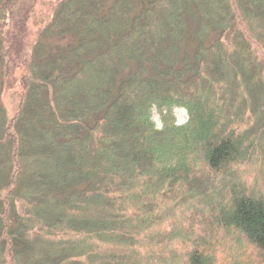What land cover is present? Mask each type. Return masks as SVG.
<instances>
[{
    "label": "trees",
    "instance_id": "16d2710c",
    "mask_svg": "<svg viewBox=\"0 0 264 264\" xmlns=\"http://www.w3.org/2000/svg\"><path fill=\"white\" fill-rule=\"evenodd\" d=\"M0 264H264V0H0Z\"/></svg>",
    "mask_w": 264,
    "mask_h": 264
},
{
    "label": "rangeland",
    "instance_id": "374dc122",
    "mask_svg": "<svg viewBox=\"0 0 264 264\" xmlns=\"http://www.w3.org/2000/svg\"><path fill=\"white\" fill-rule=\"evenodd\" d=\"M174 116H175V119H176V124L178 125V126H181V125H184V124H186V122H187V120H188V116H187V113H186V111L185 110H183V109H175L174 110ZM153 121H154V123H155V125H156V127L158 128V129H160L161 128V122H160V118H159V116H158V114L157 113H153ZM246 179V177H243L242 179H241V181H246L245 180ZM256 179H254V181L253 182H251V183H258L257 182V180L255 181ZM233 237H235L234 235H232ZM226 251H224V253H225ZM228 252H230L229 250H228ZM227 254L228 253H225V255L227 256Z\"/></svg>",
    "mask_w": 264,
    "mask_h": 264
}]
</instances>
